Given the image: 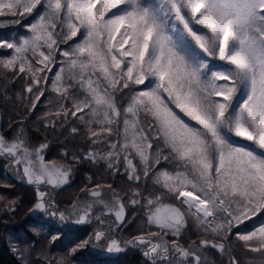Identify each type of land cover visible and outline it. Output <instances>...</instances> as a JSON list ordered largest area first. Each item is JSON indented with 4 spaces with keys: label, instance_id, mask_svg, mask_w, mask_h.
<instances>
[{
    "label": "snow or ice",
    "instance_id": "6c2138e0",
    "mask_svg": "<svg viewBox=\"0 0 264 264\" xmlns=\"http://www.w3.org/2000/svg\"><path fill=\"white\" fill-rule=\"evenodd\" d=\"M38 8L30 37L19 43L0 40V48L13 50L0 66L30 74L26 91L33 93L35 85L39 101L44 95L40 85L47 83L40 74L51 71L54 53L60 52L65 67L55 74L53 91L66 96L78 86L84 95H72V108L54 115L70 113L84 121L93 143L108 144L104 157L110 168L123 159L128 179L139 182L134 160L143 166L144 177L161 159L171 157L181 165L152 179L185 209L163 202V194H132L140 199L130 203L143 199L148 223L160 229L148 236L179 237L187 226L186 213L205 232L219 236L264 210V0H0V16H23ZM78 34L81 39L70 50L59 49ZM206 57L223 65H210ZM124 90L129 95L121 108L116 93ZM114 131L117 140L104 139ZM46 148H31L22 131L12 140L0 135V155L12 157L23 167L27 183L38 186L35 210L55 217L57 211L49 213L53 206L39 185L67 184L70 169L46 162ZM97 155L89 153L88 158ZM89 191L96 199L74 205L73 213L60 212L59 220L75 215V223H84L94 206L101 205L124 223L125 204L118 196L107 201L102 191ZM237 236L249 251L264 252V221ZM102 239L108 241V252L123 250L116 239L97 231L95 240ZM136 243L146 246L151 264H205L201 249L225 252L223 243L209 239L196 248L176 240L169 247L168 241L143 237ZM231 264L239 262L232 258Z\"/></svg>",
    "mask_w": 264,
    "mask_h": 264
},
{
    "label": "trees",
    "instance_id": "16d2710c",
    "mask_svg": "<svg viewBox=\"0 0 264 264\" xmlns=\"http://www.w3.org/2000/svg\"><path fill=\"white\" fill-rule=\"evenodd\" d=\"M39 11L38 8L31 14L23 16H0V40L9 41L12 34L18 38L29 33V25L36 20ZM79 36L78 34L67 43H60L59 49L61 51L70 49ZM12 54V49L0 48V60L10 58ZM54 56L56 63L51 66V71L40 74L47 77V83L40 85L44 95L39 101L35 99V85L33 93L26 91L31 84L30 74L0 66V135L12 140L22 131L31 148L47 144L43 153L46 162L63 163L70 169L66 185L57 188L42 185L47 194L45 199L53 206L49 213L53 209L57 211V216L54 217L35 210L38 199L37 185L27 183L23 176V167L16 165L12 157L0 155V264H151L149 257L144 255L146 246L136 243L137 237L153 241L166 239L169 247L173 240L185 248H196L203 239L212 240L217 244L223 243L224 253L212 247L200 250L205 264H231L232 258L239 264H252L254 261L264 260V253L251 254L243 248L242 241L240 242L237 237V233L251 227L255 220L241 228L226 230L217 236L205 232L204 226L200 225L195 217L186 213L187 226L179 237L148 236L149 232H160V229L148 223L147 207L143 199L136 205L130 203L133 198L140 199L133 197L132 194L139 191L143 197L163 194L166 198V194L161 192L162 188L155 185L152 178L161 169L177 170L181 167L180 163L171 157L167 160L161 159L149 172V176L144 177L143 167L139 165L138 160H134L140 170L139 182L128 179L123 159L110 168L108 159L104 157L109 150L108 144L93 143L94 138L89 137L84 121L70 113L67 117L63 113L59 117L54 115L58 109L72 108L70 98L72 95L81 99L84 95L78 86L70 88L66 96H60L53 91L52 81L61 65L60 62L64 61V56L60 55V52L54 53ZM64 83L66 85L71 83L67 76ZM128 95V90L116 93L117 103L121 108L126 106ZM78 115L84 116L85 120L88 119L84 113ZM73 128L79 131L73 133ZM104 139L115 141L118 137L114 131L112 136L105 135ZM156 143L153 141L154 148ZM163 151L166 155L168 150ZM89 153L99 155L93 160L88 158ZM96 185L102 187L97 189ZM89 190L102 191L103 199L107 201H111L114 195L118 196L125 204L124 223L118 222L115 215L107 213L101 205L94 206L84 223H75L77 219L75 215L60 221L58 218L60 212L66 215L73 213L74 205L79 206L96 199L90 195ZM169 202L181 207L182 210L186 208L174 196L169 198ZM97 231H104L106 236L116 239L123 250L118 253L108 252L107 240L102 239L99 242L95 240ZM84 241L87 243L79 247ZM158 264L165 262L158 261Z\"/></svg>",
    "mask_w": 264,
    "mask_h": 264
},
{
    "label": "rangeland",
    "instance_id": "374dc122",
    "mask_svg": "<svg viewBox=\"0 0 264 264\" xmlns=\"http://www.w3.org/2000/svg\"><path fill=\"white\" fill-rule=\"evenodd\" d=\"M197 28H199V26H197ZM83 31V30H82ZM206 31V30H205ZM31 36V32H29V33H27V34H22V35H20L18 38H16L13 34H12V37H11V40H9L8 42H12V43H19L23 38H28V37H30ZM79 39H81V36H79V38L77 39V40H79ZM73 45V44H72ZM68 50H70V49H65L64 51H68ZM44 51H46L47 52V50L46 49H44ZM197 51H199L198 49H197ZM28 55H29V57H31V53L29 52L28 53ZM66 58L64 57V60H65ZM206 59H208L209 60V63H210V65H223V62L222 61H219V60H216V59H213V58H211V57H206ZM61 67H65V65H63V64H61L60 66H59V69H58V71L57 72H59V70H60V68ZM66 76H67V74H66ZM144 86L143 85H141V86H139V88H143ZM116 125L114 126V129H116ZM13 159V158H12ZM13 161H14V159H13ZM15 163V162H14ZM16 164V163H15ZM17 165V164H16ZM143 167V166H142ZM161 170H168V171H171V170H169V169H161ZM161 170H159L158 172H160ZM157 172V173H158ZM156 173V174H157ZM68 181H69V179H68ZM64 185H66V184H64ZM47 186H50V185H47ZM63 186V185H62ZM39 191H43V192H45V189H43V187H42V185H39ZM161 192L162 193H164V194H166V198H164L163 196H162V199H163V202H165V203H171V202H169V198L171 197V196H173L172 194H170V193H167L166 192V190H164V189H161ZM36 196H38V186H36ZM172 204V203H171ZM252 220H255L253 223H251L252 225H251V227H249V228H246V229H244L243 231H240L239 233H248V232H250L257 224H260L262 221H264V210H261V211H258L257 212V214L256 215H254V216H252L251 217V219H248V220H245L244 222H243V224H240V225H238V226H236V227H233L232 229H230V230H228V231H232V230H234V228H241V227H243V226H245L246 224H248L249 222H251ZM238 237V236H237ZM164 241H167L166 239H163ZM240 242H241V240H240ZM244 241H242V246H243V248L244 249H246V250H248L247 248H245V246H244ZM250 243H253V242H250ZM249 251V250H248ZM250 253L251 254H254V253H264V252H251L250 251ZM252 264H264V260H259V261H254V262H252Z\"/></svg>",
    "mask_w": 264,
    "mask_h": 264
}]
</instances>
